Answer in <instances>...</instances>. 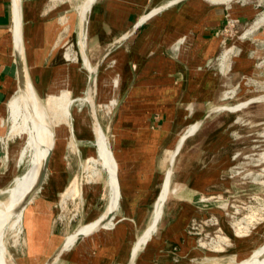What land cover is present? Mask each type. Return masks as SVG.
Masks as SVG:
<instances>
[{"label": "rangeland", "instance_id": "1", "mask_svg": "<svg viewBox=\"0 0 264 264\" xmlns=\"http://www.w3.org/2000/svg\"><path fill=\"white\" fill-rule=\"evenodd\" d=\"M219 1H228L227 7H231L230 13L233 17V5L243 7L254 5L253 7L259 8V12H264V0ZM39 2L40 6H38ZM80 3L81 0H25L24 34L36 90L45 100L53 80L68 78L73 101L70 106V126L64 129L63 138L55 140V149L45 181L35 193L34 202L24 209L19 238L9 230L5 234L6 246L17 264H43L56 246L77 227L82 219L83 223L95 220L106 210L109 203L108 171L101 169L99 165L100 173L94 181H87L85 177L84 164L89 157L97 158L98 153L86 102L88 70L80 57L81 46L78 42L81 38L82 45L93 64L120 30L108 31L103 27V22L93 20L88 13L80 36L77 8ZM181 7L182 3L172 11H179ZM259 17L261 16L243 18L236 26H228L225 34L222 30L223 41L219 53L221 67L231 74L229 78L223 79L218 99L200 103L198 113L190 108V117L186 121L193 122L208 108L233 106L252 98H259L236 110L225 108L213 112L207 117L205 123L207 127L196 136L197 138L205 136L212 129L219 128L213 139L218 144L213 151L205 152L203 164L207 167L220 159L217 163L220 180L213 181L207 187V191L198 193L195 202L197 209L189 204L186 205L187 211L193 212L188 225L189 233L194 236L198 244L201 245L203 240L209 243L202 246L209 252L210 264H234L247 258L254 249L264 243V160L261 159V154L264 152V21L253 27ZM252 27V31L246 33ZM142 40L139 34L133 36L129 41L115 48L99 68L95 104L104 128L124 91L123 81L127 82L130 78L128 65L130 55L135 54V58L141 56L138 53L139 45L147 42V39ZM131 48L136 53H129L128 49ZM116 74H119V83L115 88L113 76ZM33 86L35 87L34 83ZM114 96L117 99L116 104L111 102ZM4 124L6 132L0 135V188L2 189L11 185L15 173L22 174L29 166L27 156L18 160L21 158L20 153L25 141L20 140L18 136L8 137L7 116ZM170 145L169 141L162 143L160 159L168 156L167 149H171ZM172 150L169 153L172 154ZM182 154L184 155V150L181 149L174 160L170 192L157 223L158 226L168 219V215L165 216V209L171 204L172 199L179 195V187L185 184V180L181 179L185 176L180 174L178 165V159ZM166 167L160 165V170L155 173V178L149 185L151 194L147 198L148 207L153 210L163 189L167 174ZM136 168V165L130 166L127 173L130 194L138 188ZM75 176L80 178L81 194L74 198H62L63 192L70 186ZM6 195L7 193L3 191L0 197L4 199ZM131 200L135 201V199ZM82 201L85 202L87 211L83 216ZM126 203L130 204V200H126ZM181 205L183 204L179 201L176 209L179 210ZM152 214L153 212L148 215L147 220ZM239 223L244 235L237 234ZM225 234L228 236L227 241L221 238L224 249H214L210 243L219 240V236ZM16 237L17 242H15ZM77 247L78 244L68 250L57 264H70Z\"/></svg>", "mask_w": 264, "mask_h": 264}, {"label": "crops", "instance_id": "2", "mask_svg": "<svg viewBox=\"0 0 264 264\" xmlns=\"http://www.w3.org/2000/svg\"><path fill=\"white\" fill-rule=\"evenodd\" d=\"M166 1L95 0L88 13L93 20L103 22V27L108 31L120 30L110 40L112 42L130 29L145 12ZM227 2L184 0L179 11H172L177 4L154 15L121 44L137 34L142 41L147 39L144 45L143 42L139 45L138 53L141 56L135 58V54H131L129 57L130 78L127 82L123 81L125 87L118 100L119 105L106 124L120 182L121 199L114 222L109 228L103 227L74 244H78V247L70 264H131L133 257L132 264H210L209 252L189 233L188 225L193 212L189 213L186 205L197 209L195 202L198 193L207 191L213 181L220 180L217 167L220 159L207 167L203 164L205 152L213 151L218 144L213 139L219 128L197 138V134L207 127V116L192 131V127L204 117L209 108L193 122L186 121L190 117V108L198 113L200 103L218 99L223 79L229 78L231 74L221 67L219 54ZM25 6V0H22L25 60L36 87L24 34ZM253 6L233 5L234 17L242 20L260 16L259 8ZM128 52L136 53L133 48L128 49ZM215 59L217 61L213 62ZM18 72L13 2L0 0V111H4L11 95L19 89ZM97 93L98 82L95 98ZM4 122L0 123V135L6 132ZM185 133L187 137L175 156L177 158L180 150H184L178 165L180 174L185 176L181 178L185 184L179 187L176 200L173 198L165 209L168 219L159 226L157 224L153 235L142 241L151 220H147L148 215L153 212L148 207L147 198L151 194L149 185L155 173L160 170V165L167 166L169 170L172 155L169 152ZM167 141L171 143L172 146H167L171 149H167V157L160 159L162 143ZM133 165L137 166L135 176L138 188L130 194L127 173ZM126 200H130V204ZM176 201L183 204L179 210L176 209ZM82 204L84 211L81 215H85V202L82 201ZM139 241L143 242V246L134 256V248ZM72 247L64 251L54 264Z\"/></svg>", "mask_w": 264, "mask_h": 264}, {"label": "bare ground", "instance_id": "3", "mask_svg": "<svg viewBox=\"0 0 264 264\" xmlns=\"http://www.w3.org/2000/svg\"><path fill=\"white\" fill-rule=\"evenodd\" d=\"M94 1L95 0H81V3L77 7L79 14L80 36L82 35L83 24ZM210 1L215 2L216 0H210ZM263 21H264V15H262L261 17L258 18V20H256V23L255 25H253V27L255 28V26H257L259 23ZM13 22H15V25H13V31H15L16 34L17 45L20 52L21 62L23 64L24 56H25V44L23 38L22 0H13ZM253 27L248 29L246 33L252 31ZM78 43H80V46H83L81 38L79 39ZM85 62H86L85 63L86 66L88 67L92 66V63L89 60L86 59ZM18 73L20 79L19 89L17 92L11 95L10 99L5 105L4 111H0V123H3L5 120V116H6L5 111H6L7 118L9 120L8 137L13 138L15 136H18L20 140L25 141L23 149L20 153L21 158H19L18 160L23 159L22 158L23 156H27L29 166L27 167V169L25 168L26 170L24 173L19 175L15 173L13 175L14 177L13 182L11 183L10 186H8L6 189L0 188V194L3 191L7 193L6 198L3 199L0 197V264H17V262L12 257L13 255L11 256L8 251L4 239L5 234L9 230L18 237V234H20L19 232L22 229L24 209L29 204H32L34 202L35 197L34 196L32 197V199L29 201L28 205L24 209L20 208L19 210L16 211H13V209L17 205H20L24 197L29 193L31 188L35 185L39 177L40 169L44 163L47 154L51 149L52 151H54L55 149V140L64 137V132H63L64 129H66L67 126H70L69 125L70 124L69 116L71 113L70 106H71V102L73 101L72 91L71 88H69L68 86L69 84L68 78L67 79L57 78L53 80L47 92V97L45 100H43L41 95L33 86L32 79L30 81L27 75L25 77L20 72ZM118 83H119V74H116L115 76H113V86L115 88L118 87ZM57 88H59V90ZM257 99L259 98L258 97L252 98L233 106L225 105L224 107H228L231 110H236L240 108V106L247 105L251 101H255ZM111 102L113 104H116L117 102L116 96H114L111 99ZM95 129L97 135L98 157L97 158L89 157L87 162L84 164V171L86 174L85 177L87 181L90 182L94 181L95 177L96 176L98 177L100 173L99 165L101 166V169L108 171L107 186H108L109 203L107 205L106 210L99 217H97L93 221L82 224L74 231H71L65 236L66 248H69L74 243L77 234L89 233L101 224V221L104 220L107 214L114 208L118 195L116 176H115L117 174V168L113 158L111 147L109 146V142L107 140L106 132L102 129L98 121L95 122ZM185 136L186 133L182 135L178 144L173 148L171 155V162H173L174 157L176 156L180 148L181 142ZM261 159L264 160V152L261 154ZM167 172L169 173H167V176L165 178L161 195L158 201L156 202L151 220L149 222L148 230L145 236L142 238V241H145L147 237L151 234V232L156 229L157 223L163 212V207L166 203V200L170 192L173 169L169 167V170ZM79 179L76 176L73 178L70 186L66 188L65 191L63 192L62 198H67V197L74 198L81 194ZM113 222L114 221L112 219L111 221L105 223L103 227L109 228V226ZM240 224L241 223H239V225ZM240 228H242L241 225L237 228L238 230L237 234L244 235L245 233L243 234ZM17 237L15 238V242L18 241L19 237L18 238ZM219 237H220L219 240L216 239L210 243L212 244V246H214V249H224L223 245H221V240L224 239L227 241L228 236H226L225 234L224 236L221 235ZM142 241H139L136 244V247L134 248V256H136L138 250L143 246ZM207 244L209 243L203 240L201 246ZM133 260L134 257L132 259V262ZM234 264H264V243L258 248L254 249L253 252L247 258L237 261Z\"/></svg>", "mask_w": 264, "mask_h": 264}, {"label": "water", "instance_id": "4", "mask_svg": "<svg viewBox=\"0 0 264 264\" xmlns=\"http://www.w3.org/2000/svg\"><path fill=\"white\" fill-rule=\"evenodd\" d=\"M184 0H167L164 3H161L159 5H156L154 7H152L151 9H149L147 12H145L135 23L134 25L128 29L126 32H124L122 35H120L119 37H117L116 39H114L112 42H110L106 48L104 49V51L102 52V54L100 55V57L98 58V60L92 64L91 67L86 66V59L89 60V57L87 55L86 49L84 48V46H81L80 48V52H81V57L85 67L88 70V86H87V95H86V102L88 104V112L90 115V119H91V124H92V129L94 132V136H95V144L97 145V135H96V129H95V122L98 121V123L100 124V126L102 127V129L106 132V136H107V140L109 142V146H110V140H109V135H108V130L106 128L103 127L102 122L100 120L97 108H96V104H95V94H96V89H97V82H98V71L99 68L101 66V64L103 63V61L111 54V52L119 45H121L123 42H125L143 23H145L148 19H150L151 17H153L154 15L162 12L163 10L177 5L179 3H181ZM13 2V0H12ZM13 25H15V22H13ZM14 41H15V55H16V60H17V67H18V71L26 77V75L28 76V78L31 81V77L27 68V63L25 60V56H24V63L22 64L21 62V57H20V52H19V48L17 45V38H16V34L14 31ZM90 61V60H89ZM119 105V104H118ZM118 105L116 106V108L114 109V111L117 109ZM228 107H214V108H210L206 114L204 115V117L198 121L194 127H192V131H194L201 123L202 121L205 119V117L209 116L210 114H212L213 112H217V111H221L222 109H225ZM230 109V108H229ZM231 110V109H230ZM114 111L112 112L111 116H110V120L114 114ZM187 137V135L183 138L181 144L183 143V141L185 140V138ZM181 146V145H180ZM111 147V146H110ZM98 149V148H97ZM52 149L49 151V153L47 154L44 163L40 169V173H39V177L35 183V185L31 188V190L29 191V193L24 197V199L22 200V202L20 203V205H17L13 211L19 210L20 208H25L29 201L32 199V197L35 195V193L42 187L45 178L47 176V171L49 169V164H50V160H51V156H52ZM175 160V157H174ZM174 160L173 162H171L170 168L173 169V164H174ZM169 173V172H167ZM118 174H116V183H117V190H118V195H117V199H116V203L114 208L107 214V216L105 217L104 220L101 221V224L96 227L95 229H93L91 232L89 233H79L77 234V237L75 238L74 243L70 246L72 247L80 238L83 237H87L95 232H97L98 230H100L101 228H103L104 224L107 223L108 221H111L114 216L115 213L119 207V203H120V199H121V187H120V182L118 180ZM167 176V174H166ZM83 182V181H82ZM82 211H84V204H82ZM83 214V213H82ZM83 216V215H82ZM83 221V219H82ZM80 222L76 228H78L79 226H81L82 224H84L83 222ZM75 228V229H76ZM74 229V230H75ZM73 230V231H74ZM66 244V237L63 238V240L61 241V243L59 245L56 246V248L52 251V253L46 258V260L43 262V264H54L55 261L57 260L58 257H60L64 251H66L69 248L65 247Z\"/></svg>", "mask_w": 264, "mask_h": 264}, {"label": "built area", "instance_id": "5", "mask_svg": "<svg viewBox=\"0 0 264 264\" xmlns=\"http://www.w3.org/2000/svg\"><path fill=\"white\" fill-rule=\"evenodd\" d=\"M262 13V12H261ZM264 14V12L260 15L262 16ZM225 22L223 24V32L225 34V31L228 30V26H236L238 24L239 19H236L235 17H233L230 13V8L227 7V12L225 13ZM256 21V20H255ZM254 21V22H255ZM252 26V25H251ZM250 26V27H251Z\"/></svg>", "mask_w": 264, "mask_h": 264}]
</instances>
